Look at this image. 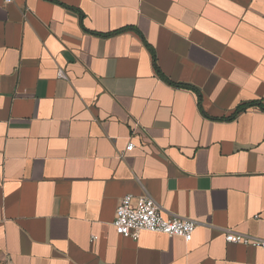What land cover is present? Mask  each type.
Wrapping results in <instances>:
<instances>
[{"label":"crops","instance_id":"obj_1","mask_svg":"<svg viewBox=\"0 0 264 264\" xmlns=\"http://www.w3.org/2000/svg\"><path fill=\"white\" fill-rule=\"evenodd\" d=\"M127 195L191 241L115 234ZM227 231L264 240V0H0V264H264Z\"/></svg>","mask_w":264,"mask_h":264},{"label":"built area","instance_id":"obj_2","mask_svg":"<svg viewBox=\"0 0 264 264\" xmlns=\"http://www.w3.org/2000/svg\"><path fill=\"white\" fill-rule=\"evenodd\" d=\"M18 0H2L6 5L13 4ZM58 77L65 78L61 71ZM134 148L132 143L126 146L125 151L131 152ZM112 227L118 236L136 239L140 232L163 234L169 237H179L184 242H190L193 231L196 228L194 220L168 217L163 209L149 196L144 195L133 198L130 195L121 198L112 222ZM224 240L229 244L252 246L264 251V240L250 238L231 232L224 233Z\"/></svg>","mask_w":264,"mask_h":264},{"label":"trees","instance_id":"obj_3","mask_svg":"<svg viewBox=\"0 0 264 264\" xmlns=\"http://www.w3.org/2000/svg\"><path fill=\"white\" fill-rule=\"evenodd\" d=\"M251 106H253V104H250V103H249V104H244V105L238 107V108L236 109V111H235L234 116H236L237 114H239V113L245 111L247 108H249V107H251Z\"/></svg>","mask_w":264,"mask_h":264}]
</instances>
